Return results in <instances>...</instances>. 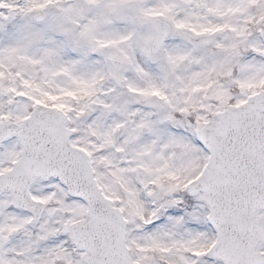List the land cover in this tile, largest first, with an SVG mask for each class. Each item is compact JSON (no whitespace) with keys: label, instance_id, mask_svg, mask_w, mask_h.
I'll use <instances>...</instances> for the list:
<instances>
[{"label":"snow or ice","instance_id":"6c2138e0","mask_svg":"<svg viewBox=\"0 0 264 264\" xmlns=\"http://www.w3.org/2000/svg\"><path fill=\"white\" fill-rule=\"evenodd\" d=\"M0 264H264V0H0Z\"/></svg>","mask_w":264,"mask_h":264}]
</instances>
